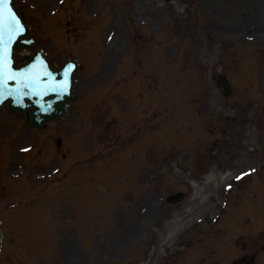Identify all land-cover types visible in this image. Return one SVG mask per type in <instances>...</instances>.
<instances>
[{"label":"rangeland","instance_id":"rangeland-1","mask_svg":"<svg viewBox=\"0 0 264 264\" xmlns=\"http://www.w3.org/2000/svg\"><path fill=\"white\" fill-rule=\"evenodd\" d=\"M62 1L16 0L37 47L81 67L69 115L32 140L25 116L1 115L0 264H226L258 252L264 0ZM16 135L17 152L33 140L39 149L14 158ZM213 170L219 185L206 179Z\"/></svg>","mask_w":264,"mask_h":264},{"label":"water","instance_id":"water-1","mask_svg":"<svg viewBox=\"0 0 264 264\" xmlns=\"http://www.w3.org/2000/svg\"><path fill=\"white\" fill-rule=\"evenodd\" d=\"M9 7L12 10V13L15 14L16 20L19 22V27L22 28V31H17L13 28L11 25L10 32L13 35H16L18 40L13 44V52L12 56L13 59H15V53L16 50L21 47H31L33 48L35 45V39L32 37H29V26L24 22L23 16L21 11L14 6L13 0H11V3ZM8 18V13L5 15ZM9 20V18H8ZM11 23V22H10ZM7 37V33L3 35V38ZM39 54H41V58H44L43 61L46 63L47 71L52 73L50 69H52V66L46 57V54L43 51H36V53L31 56V59H35ZM46 60V61H45ZM76 62V61H74ZM71 62L68 61L60 70H53L55 72V75L62 76L63 73L67 70L69 67V64ZM15 66H17V63L15 62ZM74 69L76 70L77 67L74 65L70 68V81L66 83L67 85V91L62 92L58 91L63 88L64 85L62 83L59 85L57 89H53L50 92L49 96L41 95V97L36 96L35 99L30 97L29 93H26L22 95V103L19 105L15 104L11 98L5 102V104L12 106L13 108L18 109L20 112H26L27 110H30V108L35 107L36 110L31 111V125H46L47 122L52 121L54 119H59L62 116H64L71 106V101L74 99V81H75V74ZM219 81L224 83L225 85V92L226 94H229L231 91L230 83L226 76H221L219 78ZM39 108V109H38ZM183 196L182 193H178L174 197L170 198L171 201H176L180 199ZM0 236H1V230H0ZM1 246V243H0Z\"/></svg>","mask_w":264,"mask_h":264},{"label":"snow or ice","instance_id":"snow-or-ice-1","mask_svg":"<svg viewBox=\"0 0 264 264\" xmlns=\"http://www.w3.org/2000/svg\"><path fill=\"white\" fill-rule=\"evenodd\" d=\"M11 0H0V90L3 88V69L5 67V58L7 56L6 49L3 47V21L5 13H8L9 21L11 22L13 28L17 31H22L23 29L19 27V22L15 18V14L12 13L11 8L9 7ZM62 92L67 91V85L65 84L61 90ZM3 102V96L0 95V103ZM27 151V149H24ZM246 175V174H243ZM242 177L238 176L237 179Z\"/></svg>","mask_w":264,"mask_h":264},{"label":"bare ground","instance_id":"bare-ground-1","mask_svg":"<svg viewBox=\"0 0 264 264\" xmlns=\"http://www.w3.org/2000/svg\"><path fill=\"white\" fill-rule=\"evenodd\" d=\"M249 28H250L249 31L252 32V33H255V34H258V35H260V34L263 33V29H262L261 26L258 25L257 19H254L252 21L251 26ZM224 30H226V29H224ZM228 31L233 32V30H229V29H228ZM231 175H233V173H231V174L228 173V174L224 175L222 178L229 179L231 177ZM219 178H220L219 177V173L216 172L215 170H213V172L206 179L208 180L209 183H214L216 185H219L220 184ZM192 184L195 185V186H197V182L196 181H192ZM148 218H149L148 213H144V218L141 221V223L142 222L143 223H142L141 226H143L144 224L147 223ZM166 232L167 231H164V236L165 237H168L169 233H166ZM140 264H142V263H140Z\"/></svg>","mask_w":264,"mask_h":264},{"label":"flooded vegetation","instance_id":"flooded-vegetation-1","mask_svg":"<svg viewBox=\"0 0 264 264\" xmlns=\"http://www.w3.org/2000/svg\"><path fill=\"white\" fill-rule=\"evenodd\" d=\"M240 263H242V264H249L250 262L248 261V259L243 258Z\"/></svg>","mask_w":264,"mask_h":264}]
</instances>
